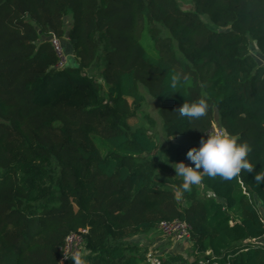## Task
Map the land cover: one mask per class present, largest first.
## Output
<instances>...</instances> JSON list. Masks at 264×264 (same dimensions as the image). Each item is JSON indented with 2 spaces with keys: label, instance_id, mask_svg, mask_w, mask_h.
Here are the masks:
<instances>
[{
  "label": "trees",
  "instance_id": "1",
  "mask_svg": "<svg viewBox=\"0 0 264 264\" xmlns=\"http://www.w3.org/2000/svg\"><path fill=\"white\" fill-rule=\"evenodd\" d=\"M190 2L0 0V264H59L80 228L87 264H150L130 237L175 219L191 226L194 264H264V0ZM53 33L70 47L62 68ZM142 87L175 161L194 167L188 150L217 125L251 147L254 172L205 176L182 203V178L159 176L160 143L131 126ZM200 98L204 117L179 115Z\"/></svg>",
  "mask_w": 264,
  "mask_h": 264
},
{
  "label": "clouds",
  "instance_id": "2",
  "mask_svg": "<svg viewBox=\"0 0 264 264\" xmlns=\"http://www.w3.org/2000/svg\"><path fill=\"white\" fill-rule=\"evenodd\" d=\"M178 79V75L172 77L173 88L176 87ZM207 109L206 99L200 98L191 103H183L177 111L181 117L199 120L207 114ZM238 139V136L229 135L225 131H214L206 140L201 137L199 148L192 147L188 150L187 158L194 167L186 165L183 161L174 163L172 167L183 181L181 195L183 192H190L193 185H201L205 176L231 181L242 171L253 173L254 164L248 159L252 149L247 143H238ZM254 180L257 185L264 183V171L256 173ZM68 258L65 256V259ZM70 259L74 264H87L85 253L81 250L74 251Z\"/></svg>",
  "mask_w": 264,
  "mask_h": 264
},
{
  "label": "rangeland",
  "instance_id": "3",
  "mask_svg": "<svg viewBox=\"0 0 264 264\" xmlns=\"http://www.w3.org/2000/svg\"><path fill=\"white\" fill-rule=\"evenodd\" d=\"M179 1L183 9H189L191 7L190 0ZM70 24L71 20L69 16L66 18V28H69ZM66 39L67 38H65L64 40ZM143 42L149 51H151L152 53H156L154 41L147 29L143 33ZM63 50L70 61L71 57L70 54L67 53V48L64 49L63 47ZM254 54L259 57L258 52L255 50ZM98 70L100 71V69ZM88 71L91 75L98 76L97 69H88ZM99 81L102 82L103 85H105L104 81H102L101 78L99 79ZM141 91L145 94L146 101L144 102L143 107L137 112L135 118L131 120V126L137 127L139 125H144L148 127L151 135L160 143V149L154 155L160 172L159 176H177L172 165L178 162L175 161L173 150L170 146L172 142H175V137H172L171 141H169L166 137L163 129V119L159 113L160 102L150 96L147 90L143 87L141 88ZM129 101L132 102V99H129ZM148 115L152 117V122H149V120L146 118ZM215 126L218 128L217 125ZM185 164L188 165V163ZM162 182L166 183L165 181ZM164 185H169V183ZM178 198L182 202V195L178 194ZM130 240L131 242L138 245L140 250L142 249L145 252L147 261L150 264H163L164 261H169L171 256L174 255H181L184 258L186 264H194L196 262L194 249L189 238L184 240H176L172 236H168L167 234H165L159 227L150 232L134 235L130 237ZM79 250L84 251L81 248Z\"/></svg>",
  "mask_w": 264,
  "mask_h": 264
},
{
  "label": "built area",
  "instance_id": "4",
  "mask_svg": "<svg viewBox=\"0 0 264 264\" xmlns=\"http://www.w3.org/2000/svg\"><path fill=\"white\" fill-rule=\"evenodd\" d=\"M52 44L59 55V60L55 65L57 68L65 67L68 63V56L63 50L61 40L53 33L51 36ZM214 131H224L220 127H216L215 125L211 130H209V134ZM189 165V164H188ZM190 166V165H189ZM159 228L168 236H172L176 240H184L190 237L191 226L183 220L175 219V220H163L159 224ZM89 233L88 228H80L78 231H73L69 233L64 240V244L60 247V258L59 264H73V261L70 259L71 255L74 251L82 249L85 235ZM69 257L68 259H65Z\"/></svg>",
  "mask_w": 264,
  "mask_h": 264
},
{
  "label": "crops",
  "instance_id": "5",
  "mask_svg": "<svg viewBox=\"0 0 264 264\" xmlns=\"http://www.w3.org/2000/svg\"><path fill=\"white\" fill-rule=\"evenodd\" d=\"M68 39V38H67ZM67 45V44H66ZM69 45H67V51L69 50ZM176 139V138H175ZM202 170V169H201ZM262 242L264 243V238L262 239Z\"/></svg>",
  "mask_w": 264,
  "mask_h": 264
}]
</instances>
